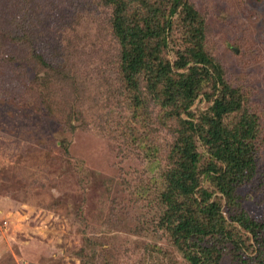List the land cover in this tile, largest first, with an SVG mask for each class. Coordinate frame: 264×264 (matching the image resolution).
<instances>
[{
    "label": "rangeland",
    "instance_id": "374dc122",
    "mask_svg": "<svg viewBox=\"0 0 264 264\" xmlns=\"http://www.w3.org/2000/svg\"><path fill=\"white\" fill-rule=\"evenodd\" d=\"M189 1L205 21V51L258 117L253 177L230 201L200 183L248 245L225 238L221 264H240L257 245L235 215L264 224V0ZM4 17L14 36L0 32V264H189L158 225L157 197L177 120L203 124L218 88L189 115L170 118L150 94L146 108L133 106L102 0H7ZM180 31L163 50L170 66ZM36 51L50 70L35 65ZM198 137L202 167L209 154Z\"/></svg>",
    "mask_w": 264,
    "mask_h": 264
},
{
    "label": "trees",
    "instance_id": "16d2710c",
    "mask_svg": "<svg viewBox=\"0 0 264 264\" xmlns=\"http://www.w3.org/2000/svg\"><path fill=\"white\" fill-rule=\"evenodd\" d=\"M102 1L111 8L110 30L118 45L119 81L121 88L132 94L133 106L146 108L150 94L170 118L181 113L189 115L186 111L199 94L213 97L218 88L210 113L201 118L205 120L203 124L177 120L176 144L166 155L162 189L157 198L162 206L158 225L186 261L221 264L218 246L225 238L235 244L241 242L244 247L248 245L245 246L239 231H230L226 226L218 203L209 201L211 193L200 186L201 175L225 199H232V192L255 173L258 117L244 105L238 92L225 84L222 68L205 51V21L189 0ZM0 21V30L4 29L1 34L13 37V23L7 17ZM174 25L181 28V45L170 66L163 50L170 43ZM14 34L19 36L16 31ZM34 58L35 65L50 70L51 64L39 52H35ZM8 61L7 58L5 62ZM189 62L194 65L184 70ZM49 100L45 94L42 104L49 107ZM196 134L209 154V162L202 167ZM234 222L252 234L257 245L251 254H242L240 264H264V224L242 212L235 215ZM233 250L240 248L235 246Z\"/></svg>",
    "mask_w": 264,
    "mask_h": 264
}]
</instances>
